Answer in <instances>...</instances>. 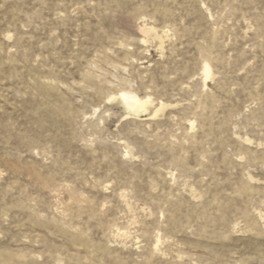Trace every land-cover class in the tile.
<instances>
[{"label":"rangeland","instance_id":"374dc122","mask_svg":"<svg viewBox=\"0 0 264 264\" xmlns=\"http://www.w3.org/2000/svg\"><path fill=\"white\" fill-rule=\"evenodd\" d=\"M0 264H264V0H0Z\"/></svg>","mask_w":264,"mask_h":264},{"label":"bare ground","instance_id":"6f19581e","mask_svg":"<svg viewBox=\"0 0 264 264\" xmlns=\"http://www.w3.org/2000/svg\"><path fill=\"white\" fill-rule=\"evenodd\" d=\"M204 72H205L207 80H208V78H210V76L212 75L211 69L208 66V64L205 66ZM120 99L122 100V102L124 103V105L126 106L127 110L130 113L131 112L137 113L138 111H140V112L146 111V109H147L146 106H147L148 101H149V100L140 99L138 96H136L135 94H131V93H121ZM147 99H149V98L147 97Z\"/></svg>","mask_w":264,"mask_h":264}]
</instances>
